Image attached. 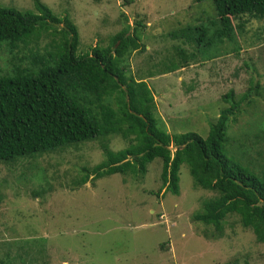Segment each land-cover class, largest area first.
Returning a JSON list of instances; mask_svg holds the SVG:
<instances>
[{"label": "rangeland", "instance_id": "rangeland-1", "mask_svg": "<svg viewBox=\"0 0 264 264\" xmlns=\"http://www.w3.org/2000/svg\"><path fill=\"white\" fill-rule=\"evenodd\" d=\"M41 1L54 15L67 16L76 26L81 55L97 44H109L124 28L121 14L128 16L131 32L136 28L135 17L147 15L150 27L138 31L147 48L133 52L128 76H146L149 70L157 73L162 62L181 60L178 47L187 54L196 53L185 69L157 74L148 82L156 91L158 112L171 134L195 132L206 139L211 123L229 107L221 97L233 91L239 102L251 86L264 85V42L256 37L262 24L247 23L232 42L220 38L216 34L220 22L211 0ZM0 6L35 9L34 0H0ZM187 27L208 30L205 38L201 32L191 35L199 46L168 35ZM63 28V24L58 26V30ZM59 43L58 37L45 35L28 48L45 56L56 53ZM26 50L18 58L28 56ZM6 51L10 52L0 50L2 68L9 66L4 58L11 55ZM200 55L205 61L199 60ZM251 59L256 60L254 64ZM24 65L34 64L29 59ZM250 95L242 111L232 116L237 124H228L225 147L232 161L262 179L264 88ZM194 109L193 117L187 116ZM113 136L109 137L112 150L127 147L121 137ZM77 145L43 157L0 163V264H264V245L256 242L253 231L245 230L237 216H228L221 232L194 222L203 205L220 196L196 185L187 165L180 170L179 196L162 187L161 159H155L141 178L115 174L94 181L91 177L78 188L76 183L85 170L91 171L105 156L100 141Z\"/></svg>", "mask_w": 264, "mask_h": 264}, {"label": "trees", "instance_id": "trees-1", "mask_svg": "<svg viewBox=\"0 0 264 264\" xmlns=\"http://www.w3.org/2000/svg\"><path fill=\"white\" fill-rule=\"evenodd\" d=\"M211 1L220 22L217 36L232 42L237 33L245 31L247 23L259 22L262 25L256 37L264 42V0ZM34 5V10L26 11L0 6V50L7 48L11 55L4 58L10 67L0 66V75L13 73L11 77H0V163L10 164L25 156L43 157L60 148L79 147L81 142L100 141L105 160L91 171L85 170L76 183L78 188L91 177L94 181L115 174L141 178L155 159H161L162 187L176 196L180 195V170L187 165L196 185L220 196L205 203L194 222L221 232L228 216H237L245 230L253 231L256 242L264 245V174L260 179L232 161L225 147L228 124H237L233 117L242 111L244 100L264 85L258 82V89L251 86L239 102L233 91L221 97L219 100L229 107L211 123L206 139L195 132L171 134L158 112L156 91L148 82L157 74L185 69L189 60L197 58L196 53L187 54L178 47L181 60L162 62L157 65V73L149 70L146 76H128L133 52L147 48L138 34L150 27L147 15L135 17L136 28L131 32L128 16L121 14L124 28L110 38L109 44H97L81 55L80 35L71 20L54 15L41 0H34ZM62 24L64 28L58 30ZM194 32H201L204 38L208 34L206 28L187 27L168 35L173 40L196 44L191 36ZM45 35L58 37L60 43L56 53L40 56L28 47L32 42L38 44ZM25 49L29 55L18 58ZM29 59L33 66L24 65ZM255 61L251 59L252 64ZM194 113L195 109L187 116L192 118ZM111 135L121 137L127 147L112 150Z\"/></svg>", "mask_w": 264, "mask_h": 264}]
</instances>
